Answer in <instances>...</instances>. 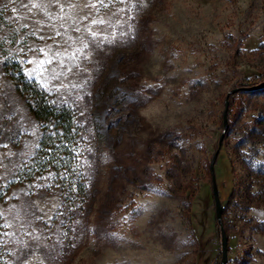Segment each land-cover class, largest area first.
I'll list each match as a JSON object with an SVG mask.
<instances>
[{
    "label": "rangeland",
    "instance_id": "1",
    "mask_svg": "<svg viewBox=\"0 0 264 264\" xmlns=\"http://www.w3.org/2000/svg\"><path fill=\"white\" fill-rule=\"evenodd\" d=\"M263 79L264 0H0V264H219L233 87L226 264H264Z\"/></svg>",
    "mask_w": 264,
    "mask_h": 264
},
{
    "label": "trees",
    "instance_id": "2",
    "mask_svg": "<svg viewBox=\"0 0 264 264\" xmlns=\"http://www.w3.org/2000/svg\"><path fill=\"white\" fill-rule=\"evenodd\" d=\"M30 83L31 87H33V89L35 90L33 92V95H31L30 93L26 94L19 82L17 83V89L19 90V92L25 95L30 110L41 124L42 132L36 156L39 158V160L42 159V161L45 163L47 150L52 147V152L54 154H57L55 155V163H52V165L56 166L58 165L59 161L66 162V160L68 159V157L66 156H61V153H63V151L60 152V150L57 149L56 139L60 136H62L64 140L70 137L69 133L72 126V114L67 107L60 106L49 100V98H47V96L45 95V91L40 86H37L35 81H31ZM255 83L245 84L243 88L251 91L264 89V86L254 88L253 84ZM55 168L59 170L61 169V167L58 166H56ZM60 173L64 174L63 172ZM216 225L219 229V224L217 223ZM200 264H214V261L211 260L209 262H202Z\"/></svg>",
    "mask_w": 264,
    "mask_h": 264
},
{
    "label": "water",
    "instance_id": "3",
    "mask_svg": "<svg viewBox=\"0 0 264 264\" xmlns=\"http://www.w3.org/2000/svg\"><path fill=\"white\" fill-rule=\"evenodd\" d=\"M262 86H264V79L258 82L257 84L253 85V87H262ZM239 89L240 87H233L226 94L225 101H224V109L222 113L223 129L218 139V146L210 161V171H211V176H212V190H213V197H214V203H215V214H216V220H217V223L219 224V230H220L221 258H220L219 264H226L228 260V235L226 233V230L222 222L223 205L221 202V198H220L219 190L217 186V181L215 177L214 164L218 156L219 150L221 148L222 141L224 139L226 129L228 126L229 95L233 92H237Z\"/></svg>",
    "mask_w": 264,
    "mask_h": 264
},
{
    "label": "snow or ice",
    "instance_id": "4",
    "mask_svg": "<svg viewBox=\"0 0 264 264\" xmlns=\"http://www.w3.org/2000/svg\"><path fill=\"white\" fill-rule=\"evenodd\" d=\"M24 2H25V3H27V2H28V0H24Z\"/></svg>",
    "mask_w": 264,
    "mask_h": 264
}]
</instances>
